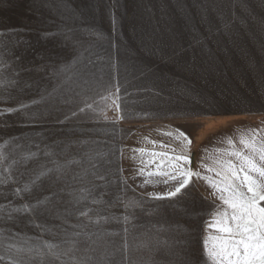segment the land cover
<instances>
[{
    "label": "rangeland",
    "instance_id": "obj_1",
    "mask_svg": "<svg viewBox=\"0 0 264 264\" xmlns=\"http://www.w3.org/2000/svg\"><path fill=\"white\" fill-rule=\"evenodd\" d=\"M62 27L75 29L71 40L45 35ZM0 60V81L14 82L0 85V109L28 106L0 115V178H13L0 184V264H206L212 197L196 183L180 202L153 199L164 185L129 178L124 149L150 123L205 126L245 114L264 127V0H0ZM64 65H72L68 83L56 75ZM81 76L90 84L76 95ZM113 83L123 120L113 124L110 110L108 121L78 111ZM29 153L37 155L25 160ZM57 165L59 173L23 191ZM45 198L33 212L10 211ZM44 241L59 245L58 260Z\"/></svg>",
    "mask_w": 264,
    "mask_h": 264
},
{
    "label": "snow or ice",
    "instance_id": "obj_2",
    "mask_svg": "<svg viewBox=\"0 0 264 264\" xmlns=\"http://www.w3.org/2000/svg\"><path fill=\"white\" fill-rule=\"evenodd\" d=\"M66 11L67 5H59ZM64 20H75L78 17L63 14ZM73 28L62 27L59 33H48L46 36L64 35L66 39H72ZM90 35L101 37L102 34L87 30ZM73 43H78L73 41ZM196 44L204 43L203 38L195 40ZM182 51V50H180ZM180 51H175L174 56H179ZM83 53H79L73 64L81 62ZM91 63V61H89ZM0 64L3 61L0 60ZM72 65H64L56 73L57 76H63L62 83H68L71 79L67 76V72ZM82 82L73 81L75 87L81 91L76 95H81L88 90L90 80L81 76ZM0 81V85H5ZM59 87V85H58ZM74 91V89H70ZM57 89H53L56 92ZM52 93H49L51 96ZM41 99H45L42 97ZM84 98L83 107L78 111L81 113L90 112L94 114L97 121L103 119L108 121V111L113 112L112 123H118L124 119L122 114L121 102L123 97L120 95V87L118 83L110 84L100 94L98 99ZM33 103H36L33 101ZM27 105H20L16 109H0V115H6L16 111L26 109ZM76 115V113H73ZM33 119V117H29ZM264 123V122H262ZM169 137L172 143L165 144L163 141L151 140L149 137L142 139L153 145V150L144 147L132 148L131 159L138 162L136 175L143 178V185L164 184L168 186V191L164 193L149 194L153 199L172 200L176 199L180 202L188 197L191 188L196 186L197 181L203 179L210 188L214 189L212 203L214 211L211 213V220L208 222L210 229H216V234L205 237L202 242L203 255L206 258V264H264V127L248 128L237 133L234 140L232 136H225L221 142L223 146L216 148L215 154L208 157L207 163L204 164L207 172L211 176L204 175L201 177L200 171H195L189 167L190 164V147L192 145L191 138L181 129L168 126V130L164 133ZM7 143V142H6ZM239 145V147L237 146ZM155 148L166 149L165 151H156ZM3 145H0V160H6L3 153ZM36 153L27 154L24 159L34 158ZM123 157V150L120 152ZM15 161H13V164ZM71 163V162H70ZM211 167H208V164ZM120 172L122 168L118 169ZM60 172V166L55 169H47L37 174L33 181L26 184L23 191L29 192L31 188L36 186L42 176H46L51 172ZM104 180L105 177L100 175L97 177ZM134 178V177H133ZM127 179L121 177V182L127 187ZM13 182L11 174H7L0 178V184ZM80 200L87 199L90 190L82 189ZM21 190H15L16 195H20ZM48 201H37L36 204H23L19 207L11 208L10 211L29 213L37 208L44 206ZM93 203L99 201L93 200ZM139 202L128 201L125 207H138ZM80 215L86 216L87 212H81ZM124 219L127 221L128 217ZM97 223L99 220L96 221ZM73 235L79 236V233ZM72 249H76L78 241H70ZM44 246L48 249V255L59 259V254L55 251L59 245L44 241ZM15 247V245H12ZM70 249V251L72 250ZM32 249L30 248L29 251ZM38 255L43 258L45 253L42 251ZM15 264V262H14ZM77 264H88V260L78 261Z\"/></svg>",
    "mask_w": 264,
    "mask_h": 264
},
{
    "label": "crops",
    "instance_id": "obj_3",
    "mask_svg": "<svg viewBox=\"0 0 264 264\" xmlns=\"http://www.w3.org/2000/svg\"><path fill=\"white\" fill-rule=\"evenodd\" d=\"M168 126L181 129L191 138L192 145L190 147L189 153V167L195 171H200L201 177H203L204 175L211 176V173L207 172V170L205 169L204 164L207 163L208 157H211L215 154L216 148L223 146L221 142L223 141L225 136H232L235 140L239 131L248 128L261 127L255 120L249 118V116L245 114L225 115L211 121L205 126L204 124H199L198 120L188 121L184 125L166 123H150L143 125L133 133L131 138L127 141L124 149L125 173L133 181L140 183L143 182V178L136 175V169L139 165L137 161H133L130 158L132 154L129 150L139 147L153 150V145L145 142L142 139V137L145 136L149 137L151 140L163 141L165 144L172 143V146L176 147V144L171 142L169 137L164 134L167 132ZM237 146L239 147V145ZM154 150L165 151L166 149L155 148ZM211 166L212 165L209 163L208 167ZM197 184L210 197L214 195L215 190L210 188L207 182L203 179L197 181ZM151 186L155 185H147V187ZM168 190V186L164 185V188H162V191L160 193L167 192ZM208 229L213 230L211 234L215 235L216 229H210L209 227ZM209 234L207 235L209 236ZM211 234L210 236H212Z\"/></svg>",
    "mask_w": 264,
    "mask_h": 264
}]
</instances>
